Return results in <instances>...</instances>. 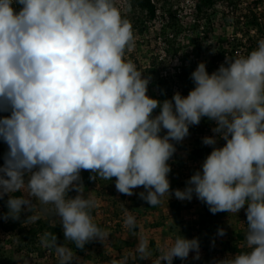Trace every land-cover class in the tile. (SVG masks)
Here are the masks:
<instances>
[{
	"label": "clouds",
	"instance_id": "9594fccd",
	"mask_svg": "<svg viewBox=\"0 0 264 264\" xmlns=\"http://www.w3.org/2000/svg\"><path fill=\"white\" fill-rule=\"evenodd\" d=\"M134 45L133 26L114 0H0V112L9 113L0 116L8 146L0 166L4 219L18 220L38 201L75 248L104 242L109 233L94 222L97 201L85 194L84 170L94 181L115 177L127 196L143 187L139 198L151 207L174 194L181 201L195 196L212 214L245 209L247 250L215 264H264V39L247 55L225 56L211 74L200 62L188 95L177 91L163 101L147 94L151 76L126 59ZM203 118L215 123L213 135L202 138L212 150L186 187L170 192L168 161ZM123 226L136 234L127 208ZM39 239L58 264H78L56 235ZM149 245L139 238L134 255L150 259ZM190 252L200 259L199 239L178 234L151 261L173 264ZM110 264H128V257Z\"/></svg>",
	"mask_w": 264,
	"mask_h": 264
},
{
	"label": "rangeland",
	"instance_id": "374dc122",
	"mask_svg": "<svg viewBox=\"0 0 264 264\" xmlns=\"http://www.w3.org/2000/svg\"><path fill=\"white\" fill-rule=\"evenodd\" d=\"M231 1L232 6L229 4L227 6L226 2L223 3L222 0H218L214 8L209 10L212 23L214 24L212 38L204 42L203 37H200L199 50L196 51L195 39L197 34L194 35L191 29L196 22L194 5L197 0H153L157 7V16L153 20L147 18L146 12L138 8L134 9L132 2L129 0H114L122 15L132 25L137 27L135 45L132 49L127 50L125 55L126 59H131L137 68L144 72V75L151 76L147 93L149 96L163 101L165 98L161 100L155 95L154 81L157 75L166 71L172 82L171 84L174 85L175 79L173 77L179 73L180 68L191 65V59H193L191 60L193 63L197 64L205 62L207 67H213V71L218 69L222 64V62L214 58L219 50L218 41L220 42V47L222 44L226 47L228 45L230 50L232 48L228 44L232 42L230 39L235 35H239L238 37L241 38L249 30L246 26L247 23L250 24L247 18H241L240 24L235 25L237 16L246 17L250 11L255 9L256 3L264 11V0ZM171 11H174L176 24L179 26L177 34L181 51L178 56H173L169 53L170 50L164 49L162 40L159 38V35L163 33V28L166 27L164 19L169 18ZM225 13L230 15L227 19L224 17ZM171 32L172 27L168 30V33ZM251 33L255 34V40L261 38L258 32ZM153 59L156 64L152 63ZM175 92H177V88L174 85L170 93L171 97ZM155 111L158 114L159 108ZM3 113L0 112V116H4ZM190 145L189 136L176 144V152L168 161L171 166V172L168 175L170 185L173 183L177 185L178 183H186L194 172L200 169L202 163H193L188 159V152L191 149ZM115 179L114 177L111 181L98 180L93 187H87L83 183L85 194H91L97 201V207L92 212L94 222L106 230L109 233V237L104 242L99 240L90 241V247L84 253L72 249L76 253L78 264H110L112 260L119 261L125 256L128 257V264H152L151 260H155L159 255V247L165 245L166 242H171L178 235L177 230L173 231V233L170 231V225L173 220L171 219L170 203L173 199H176L174 194L170 196L166 194L162 198L158 210H148L141 205H139V209H135V205L140 201L138 194L144 191L143 187L134 189V194L127 196L116 190ZM185 187L179 185L173 190H183ZM171 191L172 189H170ZM22 194H27L26 189ZM76 194L75 191L69 192L71 197ZM178 201L186 203L190 207V209L182 211L184 222L189 228L194 229L191 238L188 239L198 238L200 242V259H194L195 252H190L188 258L178 260V264H215V261L223 259L228 254L235 255L240 249L246 247L245 242L238 238L239 234L245 235V209H241L237 214L224 212L217 218L211 219L207 211V205L195 196H193L191 201ZM34 204L35 219L51 217L52 234L58 236L59 230L62 229L59 219L51 212H44L38 201H34ZM125 208L132 215L140 214L139 217H136L138 228L135 235L123 226ZM158 223L160 224L158 225ZM219 229H224L225 235H218ZM145 236L150 241L149 246L152 256L150 259L140 260L134 255V250L139 238ZM16 240H14L13 245L15 247L18 244ZM65 244L71 248L70 243ZM13 246L5 244L1 248V253L5 257L7 264H58L54 250L42 245L29 249L26 247L16 249Z\"/></svg>",
	"mask_w": 264,
	"mask_h": 264
},
{
	"label": "trees",
	"instance_id": "16d2710c",
	"mask_svg": "<svg viewBox=\"0 0 264 264\" xmlns=\"http://www.w3.org/2000/svg\"><path fill=\"white\" fill-rule=\"evenodd\" d=\"M132 2V6L134 9L138 8L143 12H146L147 18L149 20H153L157 16V7L154 4L153 0H129ZM229 1V3H228ZM231 0H222L223 3L226 2L227 6L228 4L232 6ZM218 0H197L196 2V8H195V18L196 22L194 27L191 29L192 33L194 35L197 34V37L195 39V48L196 51L199 50V43H200V37H203L202 39L205 41H208L212 38L214 24L212 23V18L209 14V10H212ZM226 6V5H225ZM258 6V3H256V7L253 11H250L246 17H239L237 16V21L235 25H239L241 22V18H247L248 22L250 24H246L247 28H249L248 32L240 37L235 35L230 40L232 42H229L228 44L230 47H232L230 50L225 45H221L219 43V50L217 54L215 55V60H219L220 62L224 63L225 56L227 57H235L237 55H247L252 50H254L257 47V43L259 40L264 39V11L262 8ZM261 9V10H260ZM176 12V11H175ZM230 15L228 13H225L224 17L227 19ZM125 17V16H124ZM126 18V17H125ZM170 18V19H169ZM169 18L164 19V24L166 27L163 28V33L159 35V38L162 40V44L164 46V49L169 51L173 56H178V54L181 51L180 41H178V34L177 30L178 25L176 24V18L174 11L170 12ZM170 22V23H169ZM229 22V21H228ZM169 23V25H167ZM133 26V32H134V38L136 36V30L137 27L135 25ZM172 27V32L168 33L169 28ZM251 32H258L260 34V37L258 40H255V34L253 35ZM238 52V53H236ZM191 58H193L191 56ZM193 60V59H191ZM190 60L191 65L183 66L180 68L179 73H177L173 78L175 79V86L177 88V91H179L182 95L187 96L189 91L193 89L194 84L191 80V73L195 70L198 66L197 63H193V61ZM153 64H156V61L152 60ZM217 63V62H216ZM197 64V65H196ZM206 64V63H205ZM218 65V63H217ZM207 71L209 74L213 72V67H207ZM216 68V67H215ZM170 77L163 76L162 74L157 75L155 81H154V89H155V95L162 99H171V90L174 88V85L171 84ZM4 116L9 115V113H3ZM154 114H156V111L154 110ZM215 126V123L213 121H209L207 118H203L199 125L190 126L189 128V139L191 143V149L188 152V159L193 163H202L203 160L206 158L208 154H210L212 148L211 146H205L202 143V138L208 135H212L211 129ZM163 135V132L161 133ZM224 144L223 140L219 141V146H222ZM8 151V146L6 143H4L2 140H0V166L3 165L4 160L3 157L5 153ZM91 173L89 171H81V179L82 183H85L87 187H93L94 184L101 180L100 178H97V181L90 179ZM114 178V177H113ZM112 178V179H113ZM186 186V183H173L171 185L170 189H174L178 186ZM15 195H23L22 192H17ZM7 199L8 196L5 195L2 199H0V264H7L5 257L1 253V248L5 246V244H8V246L14 245V240H16L17 247L16 249L26 247V248H36L37 246L41 245L40 243V236L45 233L51 231V224L52 219L51 217H48L47 219H27L29 216L34 217V208L32 211H22L20 218L18 220H12V219H4V215L8 212L7 208ZM143 206L144 208L148 210H158L159 205L155 207H151L146 201L140 199V201L135 205V209H139L140 206ZM170 209L172 212V224L170 225V231L173 233V231L177 230L178 234H181L185 238H191L193 233V228H189L187 224L184 222L182 218V211L184 209H190L186 203H180L177 199H173V201L170 203ZM207 211L209 212V216L211 219L217 218L219 215L224 214V212H219L217 214H212L209 211V208L207 206ZM134 213V212H133ZM135 217H139L140 214H134ZM162 223V222H161ZM247 223V218L245 215V224ZM160 223H158L159 225ZM101 227V226H100ZM102 228V227H101ZM62 229L59 230V235L57 236V242L60 244L63 243H70L71 248L75 251H78L80 253H84L89 247L90 243H86L83 249L75 248V245L71 242L65 241L63 231ZM137 230V229H136ZM238 238L245 242V235L239 234ZM246 247L244 249H240L239 251H246ZM19 251V250H18ZM179 258H174L173 264H178Z\"/></svg>",
	"mask_w": 264,
	"mask_h": 264
},
{
	"label": "built area",
	"instance_id": "2783aa9c",
	"mask_svg": "<svg viewBox=\"0 0 264 264\" xmlns=\"http://www.w3.org/2000/svg\"><path fill=\"white\" fill-rule=\"evenodd\" d=\"M15 8H16V10H19V8H20V5H13ZM196 8V3H195V5H194V9ZM236 53H238V52H236ZM163 73V76H167L168 75V73L166 72V71H163L162 72Z\"/></svg>",
	"mask_w": 264,
	"mask_h": 264
}]
</instances>
